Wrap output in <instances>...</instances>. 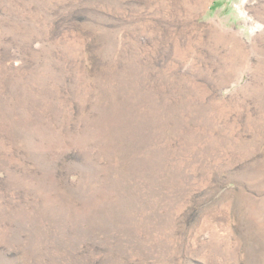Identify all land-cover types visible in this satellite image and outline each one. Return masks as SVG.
Here are the masks:
<instances>
[{"label":"rangeland","instance_id":"obj_1","mask_svg":"<svg viewBox=\"0 0 264 264\" xmlns=\"http://www.w3.org/2000/svg\"><path fill=\"white\" fill-rule=\"evenodd\" d=\"M0 264H264V0H0Z\"/></svg>","mask_w":264,"mask_h":264}]
</instances>
